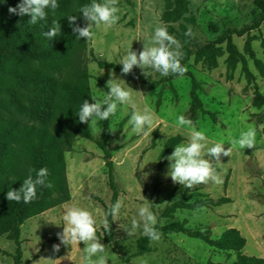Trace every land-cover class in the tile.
Wrapping results in <instances>:
<instances>
[{
	"label": "rangeland",
	"instance_id": "1",
	"mask_svg": "<svg viewBox=\"0 0 264 264\" xmlns=\"http://www.w3.org/2000/svg\"><path fill=\"white\" fill-rule=\"evenodd\" d=\"M177 1L131 0L132 6H128L126 0H119L118 23L112 27L102 24L94 28L95 37L88 41L85 65L90 77L91 96L103 98L108 90L106 83L113 73L100 70L93 59L122 69L119 62L127 51L131 48L142 51L144 42L150 45L155 28L165 26L163 14L169 5L170 11L175 10ZM254 2L183 0V15L172 25L174 36L182 44L183 54L191 53L184 65L186 73L200 85L197 93L203 110L215 116V122L201 114L193 122L189 77H179L154 88L137 80H124L115 73L117 79L124 80L135 90L133 99L137 110L142 111L147 107L152 111L154 123L151 129H146L147 135L133 133L132 126L128 124L133 111L130 105H118L110 121L111 129L115 132L110 131L109 126L105 142L114 167L118 199L123 201V206L119 221H113V242L105 244L108 264H233L236 254L217 251L183 235L160 237L150 242L144 256L134 257L139 241L146 236L138 231L129 237L120 227V224L130 227L132 218H139L138 208L143 204H151L152 211L159 217L175 203L193 204L205 197L212 201L229 199L230 204L193 211L177 210L162 220L160 225L184 222L186 228L192 231H210L213 241L234 229L246 241L241 254L264 260V108L257 110L252 107L255 92L264 97V78H261L259 71L260 68L264 70V25L243 38L233 37L230 45H217V39L227 30H240L253 22L258 13ZM24 23H27V19ZM189 27L192 36L185 35ZM31 56L37 57V54ZM240 58L246 61L248 71L254 77L251 84H248L242 70ZM146 71L148 77L139 67H134L132 72L154 82L167 78L155 70ZM180 115L190 119L197 130L206 133L208 147L223 142L227 149L231 147L229 143L238 139L240 133L249 127L257 129L256 147L240 149L237 146L233 148L231 156H222V163L215 165L220 183L209 181L185 189L173 183L170 177H165L169 161L157 179L159 157L166 143L176 137H181L182 143L188 140L190 129L177 125ZM85 132L100 140L99 121L96 131L89 130L87 125ZM69 150L64 160L70 201L21 227L23 264H38L42 257L60 259L69 255L71 260H41L39 264H82L83 242L71 248L61 244L58 253L53 251V245L61 243L57 233L63 231L66 205L91 211L97 220L98 238L104 236L105 210L96 201L100 200L106 207L111 204L112 192L108 185L104 154L94 143L82 137H78ZM15 252L14 242L6 237L0 239V264H14Z\"/></svg>",
	"mask_w": 264,
	"mask_h": 264
},
{
	"label": "trees",
	"instance_id": "2",
	"mask_svg": "<svg viewBox=\"0 0 264 264\" xmlns=\"http://www.w3.org/2000/svg\"><path fill=\"white\" fill-rule=\"evenodd\" d=\"M20 2L21 0H0V239L6 237L15 243L14 264H23L20 247L21 227L26 222L70 201L64 155L70 151L71 144L78 137L94 143L104 154L108 185L112 192L111 204L118 200L114 167L105 142L112 117L109 121H99L101 136L100 140H97L85 132L88 124L80 123L76 115L84 100L92 102L89 91L90 77L85 65L88 41L86 38L77 39L78 34L73 33L67 16L78 15L77 23L84 26L85 21L79 9L84 4H90L92 0H58L59 7L55 14L49 10L48 19L35 25L28 24L30 16L21 17L9 13V7H16ZM126 4L132 6L131 0H126ZM254 4L258 13L253 22L240 30H227L217 39V45H230L233 37L243 38L264 25V0H255ZM177 5L173 11H170L169 5L162 16L163 23L172 35L175 33L172 25L183 15V0H178ZM25 19L27 23H24ZM53 19L60 20L61 34L49 42L43 33L50 30L48 28ZM36 54L37 57L31 56ZM190 56V52L183 54V66ZM93 60L100 70L113 71L124 80H137L147 87H159L179 78L170 74L167 78L154 82L133 72L122 75L121 69L116 65L95 58ZM240 62L248 84H251L254 77L248 71L246 61L240 58ZM259 71L261 78H264V70L260 68ZM231 72H234V67ZM182 77L191 79L193 122L198 114L209 116L215 122V116L203 110L197 93L200 85L190 74L185 73ZM252 107L257 110L264 108V97L257 92L254 94ZM182 141L181 137H176L164 146L159 157L157 179L168 161L166 157L174 151L175 145ZM45 167L49 173L47 180L52 185L50 188L38 186L36 198L30 203H24L22 200L10 202L7 199V191L11 188L19 189L30 168L38 170ZM96 201L103 206L106 216L111 204L106 207L100 200ZM228 204L229 199L212 201L207 197L193 204L175 203L157 217L156 227L161 233L160 237L183 235L217 251L234 253L236 261L233 264H264L263 259L249 258L241 254L246 241L234 229L224 232L220 239L213 241L210 231H192L186 228L184 222L160 225L162 220L177 210L219 208ZM107 220L110 231L104 229V236L99 239L104 244H111L114 225L110 215ZM152 241L148 237L141 239L134 257L144 256L146 247Z\"/></svg>",
	"mask_w": 264,
	"mask_h": 264
},
{
	"label": "clouds",
	"instance_id": "3",
	"mask_svg": "<svg viewBox=\"0 0 264 264\" xmlns=\"http://www.w3.org/2000/svg\"><path fill=\"white\" fill-rule=\"evenodd\" d=\"M118 3L119 0H102V2L92 0L90 4L82 5L79 13H82L85 21L84 26L77 23L78 15H68L67 18L73 33L78 34L77 39L93 40L95 37L94 28H98L102 24L106 27L116 25L120 19ZM58 7V0H21L16 7H9L8 11L12 15L30 16L28 24L35 25L39 21L48 19L49 10L54 15ZM48 29L50 30L45 31L43 35L50 42L61 34L60 20L53 19ZM185 35H193L190 27ZM150 45L144 42L142 51H134L132 48L127 51L119 62L122 65V75L131 74L134 67L142 69L143 75L146 77L149 75L146 69L155 70L165 77L170 74L182 77L186 73L187 68L181 63L183 59L182 44L169 33L166 26L158 25L155 28ZM106 88L108 91L102 99L92 95L91 100L94 102L83 101L76 114L79 122L88 124L89 130L94 132L97 129L98 121H109L110 117L116 114L118 105H130L133 111L128 124L132 126V132L147 135L146 129L152 128L154 115L147 107L142 111L137 110L133 99L135 90L129 87L124 80L117 79L115 72L110 75ZM177 125L188 127L190 133L187 142L175 145L174 151L166 157L169 166L165 177H170L173 183L179 184L185 189H191L199 184H207L209 181L220 183L221 178L216 172L215 165L222 163L221 157L231 156L233 148L237 146L240 149L256 147L257 129L255 127H249L242 131L238 139L229 143L231 147L225 149L223 142H216L213 146L208 147L206 133L193 127V122L184 115L177 118ZM110 131L115 132L111 126ZM48 174L46 167L38 170L30 168L22 186L19 189L11 188L7 191V199L10 202H20L21 200L24 203L32 202L36 198L38 186L49 188L52 186L47 180ZM147 175L146 173L145 176ZM122 206L123 201L119 199L109 206L103 221L107 230L110 231L107 216L110 215L112 221H119ZM138 217V219L135 216L132 218L130 227L122 224L120 227L127 232L129 237L142 231V234L150 240H159L161 233L156 227L158 219L152 211L151 204L141 205L138 208ZM63 221V231L57 233L61 243L53 245L54 252L60 251L61 244L71 248L73 245H80L83 242L85 247L83 248L84 255L81 258L82 264H108V257L105 254L106 245L97 236V220L91 211L74 205H66ZM62 258L70 259V255L60 259L42 257L37 262L39 264L41 260L56 261Z\"/></svg>",
	"mask_w": 264,
	"mask_h": 264
}]
</instances>
